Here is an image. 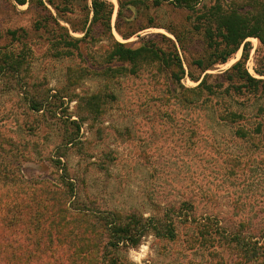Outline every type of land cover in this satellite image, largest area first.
<instances>
[{
    "label": "trees",
    "instance_id": "trees-1",
    "mask_svg": "<svg viewBox=\"0 0 264 264\" xmlns=\"http://www.w3.org/2000/svg\"><path fill=\"white\" fill-rule=\"evenodd\" d=\"M12 1L35 9V31L48 34L52 57L78 55L83 66L68 68V88L55 91L28 80L32 60L26 43L21 48L0 47L1 92L22 96L27 112L35 116L28 125L33 136L39 135L43 123L53 129L57 125L59 130V142L45 155L57 171L55 177H27L24 173V163L43 153L39 143L34 144L33 152L21 153L15 164H0V264H139L127 253L144 238L153 235L177 242L185 229L189 230L186 249L190 247L193 256L203 253L192 264H214L212 259L218 264H264V220L247 214L250 199L232 202L239 217L233 226L219 218L197 215L193 201L162 209L157 206L159 212L146 216L137 208L124 212L99 207L89 192H81L79 182L87 186L86 178L72 174L69 167L71 151L82 144V125L104 116L105 105L118 100L116 89L123 79L147 72L162 81L163 87L158 89L161 101L194 111L215 125L216 130L211 128L214 148L222 147L217 142L218 130L221 137L228 133L235 148L220 152L230 175L237 178L262 170L264 0H118L115 30L122 39L129 40L151 27L164 28L175 38L153 34L136 43L116 38L112 25L115 6L109 0ZM163 5L189 12L190 29L179 32L155 22L151 9ZM18 32L8 35L21 42L25 34ZM194 34L202 37L200 54L188 46L195 42ZM250 38L260 44L256 76L247 68L253 47ZM241 49V58L230 68L207 73ZM186 54H191L187 69ZM185 78L197 85L185 86ZM91 79L99 87L80 97L77 90ZM72 101H77L74 115L68 112ZM75 115L77 119H73ZM47 138L51 140L49 134ZM21 144L28 150V142Z\"/></svg>",
    "mask_w": 264,
    "mask_h": 264
},
{
    "label": "rangeland",
    "instance_id": "rangeland-1",
    "mask_svg": "<svg viewBox=\"0 0 264 264\" xmlns=\"http://www.w3.org/2000/svg\"><path fill=\"white\" fill-rule=\"evenodd\" d=\"M109 1L115 6L112 25L119 41L136 43L140 38L153 34H164L175 40L166 29L156 27L145 29L129 40L122 39L115 30L118 0ZM147 1L150 3L152 0ZM150 13L155 22L163 26H172L179 32L190 29L187 23L189 12L185 10L163 5L151 9ZM37 19V12L28 5L19 6L12 0H0V33L3 36L0 47L13 45L21 48L26 43L31 49L32 60L28 80L55 91H65L68 88V68L77 67L78 70L83 63L78 55L67 59L52 57L48 34L35 31ZM15 30H19L18 35L25 34L21 42L8 35L9 31ZM194 39L195 42L188 46L193 53L200 54L202 37L194 34ZM249 41L253 47L247 68L256 76L260 44L256 38ZM241 55L242 49L227 63L217 65L207 73L227 70ZM190 57L191 54L183 55L186 69ZM182 82L187 87L197 85L188 78ZM81 86L77 93L83 97L88 91L96 90L99 83L91 79L85 80ZM161 87L162 81H157L147 72L138 78L127 77L116 89L118 100H110L105 105L104 116L82 125L81 147L73 149L69 158L71 173L86 178L87 186L79 182L82 194L89 192L101 208L124 212L137 208L146 216L159 212L157 206L162 209L193 201L197 215L219 218L227 226H233L239 220L232 202L235 198H245L251 201L247 203V214L264 220V164L259 165L262 170L253 174L246 172L237 178L230 175L220 152L227 147L235 148L228 133L221 137L222 131L218 130L217 142L222 147L214 148L211 128L216 130L215 125L194 111L161 101L158 96ZM76 104L77 101H72L65 106L72 115L78 112ZM34 117L27 112L22 96L0 90V164L14 163L21 153L33 152L34 144L39 143L43 153L24 163V173L27 177H55L57 171L45 155L59 142L56 135L58 127L56 125L53 129L48 124L44 127L43 123L39 135L33 136L28 125ZM73 119H77L76 115ZM48 134L51 140L47 138ZM25 142L29 144V151L21 144ZM186 231L189 230L181 231L177 242L149 235L138 248L129 250L127 256L139 264H192L193 260L203 258V253L193 256L190 247L186 249L184 242L189 239ZM213 261L218 264V260Z\"/></svg>",
    "mask_w": 264,
    "mask_h": 264
}]
</instances>
